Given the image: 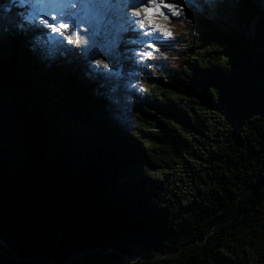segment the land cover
I'll return each mask as SVG.
<instances>
[{"label":"trees","instance_id":"16d2710c","mask_svg":"<svg viewBox=\"0 0 264 264\" xmlns=\"http://www.w3.org/2000/svg\"><path fill=\"white\" fill-rule=\"evenodd\" d=\"M16 1L0 0V264H264V0H229L235 25L189 0L150 59L130 29L85 74L48 36L27 44Z\"/></svg>","mask_w":264,"mask_h":264},{"label":"rangeland","instance_id":"374dc122","mask_svg":"<svg viewBox=\"0 0 264 264\" xmlns=\"http://www.w3.org/2000/svg\"><path fill=\"white\" fill-rule=\"evenodd\" d=\"M26 1L27 7L20 12L19 21L23 22L27 18L29 23L28 20H30L34 31L33 36L46 34L51 47L60 44L68 58L65 68L69 69L70 65H73L80 74H85L87 70L92 71L101 65L110 66L114 63V48L120 39V33L124 32L130 23L133 24L134 21L139 23L137 28V37L141 42L137 50L139 55L147 50L144 45L148 41L143 40L141 33L149 29L150 20L151 25L158 26L157 35L161 37L164 33H169L170 22L173 20V16L166 17L165 15H155L149 18L144 10L141 11L134 6L122 13L108 8L101 0H68L67 7L58 16L53 15L56 17V21H53V16L50 19L45 17L50 23L62 22L69 25L68 29H62L60 33H56L41 24L36 6L32 5L30 0ZM203 1L212 8V14L216 18H220L225 24H237L233 11L229 7V0ZM166 2H172V0H166ZM181 2L185 8H188L189 0H181ZM148 7H154V5L150 4ZM134 11H138L140 15L134 16ZM141 20L143 27L140 26ZM252 29V25H250L248 33L251 34ZM139 59L145 62L144 58Z\"/></svg>","mask_w":264,"mask_h":264},{"label":"snow or ice","instance_id":"6c2138e0","mask_svg":"<svg viewBox=\"0 0 264 264\" xmlns=\"http://www.w3.org/2000/svg\"><path fill=\"white\" fill-rule=\"evenodd\" d=\"M138 2L144 6L145 0H138ZM149 4H153L154 7H144V11L146 15L150 18L151 16L155 15H165L167 16H176L179 14V9L176 7V5H179V7H184L181 0H172V2H166V0H148ZM134 16H139L140 13L138 11L133 12ZM53 21H56V17H52ZM41 24L43 26H46L48 29H51L53 32L60 33L62 29H68L69 25L66 23H50L49 20L44 19L41 17ZM140 26L143 27V21H140ZM158 32V26L157 25H151L150 20V27L147 31L141 33V36L143 40H147L148 42L144 45V47L147 49L146 51H143L139 53V55L144 58L145 60H148L152 57V53L155 50V46L152 43V40L155 39L159 42H161V45L164 46L166 38L171 37V33H164L163 37L160 35H157ZM75 34V33H74ZM70 39V38H69ZM145 67H150V64H145ZM144 89L141 88V91Z\"/></svg>","mask_w":264,"mask_h":264},{"label":"bare ground","instance_id":"6f19581e","mask_svg":"<svg viewBox=\"0 0 264 264\" xmlns=\"http://www.w3.org/2000/svg\"><path fill=\"white\" fill-rule=\"evenodd\" d=\"M132 6L136 7V8H139L141 11L144 10V7L145 6H150V4L148 3V0H145V3H144V6H142L138 0H133L132 3H131ZM25 9V8H24ZM111 14V13H110Z\"/></svg>","mask_w":264,"mask_h":264},{"label":"water","instance_id":"95a60500","mask_svg":"<svg viewBox=\"0 0 264 264\" xmlns=\"http://www.w3.org/2000/svg\"><path fill=\"white\" fill-rule=\"evenodd\" d=\"M253 64H254V63H253ZM254 66H255V64H254ZM0 246H1L3 249H5V250H9L8 246H7V245L4 243V241L1 240V239H0ZM12 254L16 255L15 252H12Z\"/></svg>","mask_w":264,"mask_h":264}]
</instances>
